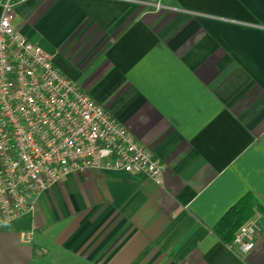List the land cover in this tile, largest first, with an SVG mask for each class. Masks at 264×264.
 Masks as SVG:
<instances>
[{
	"label": "crops",
	"instance_id": "crops-1",
	"mask_svg": "<svg viewBox=\"0 0 264 264\" xmlns=\"http://www.w3.org/2000/svg\"><path fill=\"white\" fill-rule=\"evenodd\" d=\"M13 3L16 30L164 172L65 174L0 225V264H264V0ZM244 198L247 254L215 230Z\"/></svg>",
	"mask_w": 264,
	"mask_h": 264
},
{
	"label": "built area",
	"instance_id": "built-area-1",
	"mask_svg": "<svg viewBox=\"0 0 264 264\" xmlns=\"http://www.w3.org/2000/svg\"><path fill=\"white\" fill-rule=\"evenodd\" d=\"M13 5L0 0V225L70 172L122 170L161 184L164 166L153 152L16 30ZM259 230L248 219L227 248L249 253Z\"/></svg>",
	"mask_w": 264,
	"mask_h": 264
},
{
	"label": "trees",
	"instance_id": "trees-1",
	"mask_svg": "<svg viewBox=\"0 0 264 264\" xmlns=\"http://www.w3.org/2000/svg\"><path fill=\"white\" fill-rule=\"evenodd\" d=\"M245 201V198L240 200L239 204L234 206L216 227V232L222 236L224 242L230 241L235 230L240 226V223L237 224L238 222L236 221L240 220L245 212L247 207V202Z\"/></svg>",
	"mask_w": 264,
	"mask_h": 264
}]
</instances>
